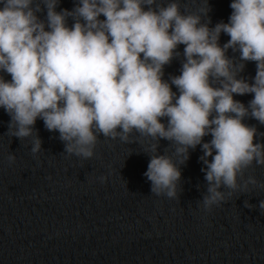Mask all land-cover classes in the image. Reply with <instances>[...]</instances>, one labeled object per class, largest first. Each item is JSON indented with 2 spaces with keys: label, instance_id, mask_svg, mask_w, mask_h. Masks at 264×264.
<instances>
[{
  "label": "clouds",
  "instance_id": "clouds-1",
  "mask_svg": "<svg viewBox=\"0 0 264 264\" xmlns=\"http://www.w3.org/2000/svg\"><path fill=\"white\" fill-rule=\"evenodd\" d=\"M57 3L0 0V72L10 75L0 77V109L10 117L11 136H31L39 118L59 134L65 153L83 159L93 156L98 135L127 142L135 131L164 139L177 146L180 162L199 145L208 184L205 211L225 200L221 187L229 196L249 185L264 188L252 177L237 183L253 163L264 165V144L253 143L256 128L242 123L250 115L264 125V0H230L228 22L211 30L200 23L207 8L184 14L177 0L163 6L157 0H77L71 11L60 12ZM41 4L45 20L36 15ZM221 32L230 37L223 47L217 43ZM178 44L185 46V61L170 81L179 95L162 80ZM228 48L256 63L251 84L236 78L244 65L226 58ZM210 78L220 86H211ZM249 93L247 107L233 99ZM207 135L211 139L203 142ZM39 150L33 137L31 152ZM143 175L155 195L175 196L181 173L170 156L151 155ZM258 208L264 211V199Z\"/></svg>",
  "mask_w": 264,
  "mask_h": 264
},
{
  "label": "water",
  "instance_id": "water-1",
  "mask_svg": "<svg viewBox=\"0 0 264 264\" xmlns=\"http://www.w3.org/2000/svg\"><path fill=\"white\" fill-rule=\"evenodd\" d=\"M166 2L157 0L161 6ZM177 2L184 14L199 15L207 8L200 23L210 30L227 23L232 11L230 0ZM76 3L58 0L55 11H71ZM40 8L36 15L45 20L44 5ZM73 22L66 17L69 28ZM229 39L221 32L217 43L223 47ZM184 47L178 44L162 69V80L177 95L170 78L180 75ZM225 56L234 66L244 65L236 78L251 84L256 63L241 61L239 51L232 48ZM0 77L10 80L3 72ZM210 84L219 87L220 81L210 78ZM233 99L247 107L252 94H233ZM9 121L0 109V264H264V211L258 208L264 188L249 185L229 196L230 190L221 187L225 200L205 211L202 199L208 184L198 159L199 145L180 162L177 146L164 139L135 131L127 142L119 135L115 139L98 135L93 156L83 159L65 153L59 134L49 132L41 119L32 126V135L23 139L8 133ZM161 122L166 124L167 118ZM242 123L256 128L253 143L264 144V125L250 115ZM33 137L40 141L35 154ZM153 154L170 156L181 173L172 198L152 193L151 182L143 175ZM9 155L14 156L11 162ZM249 177L264 184V165L253 163L237 183ZM245 202L252 207H245Z\"/></svg>",
  "mask_w": 264,
  "mask_h": 264
}]
</instances>
